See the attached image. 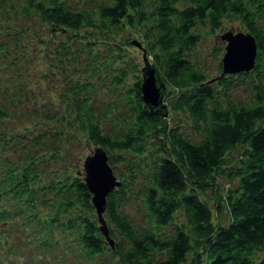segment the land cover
Instances as JSON below:
<instances>
[{
    "label": "trees",
    "instance_id": "trees-1",
    "mask_svg": "<svg viewBox=\"0 0 264 264\" xmlns=\"http://www.w3.org/2000/svg\"><path fill=\"white\" fill-rule=\"evenodd\" d=\"M82 1L24 0L17 9L0 0V13L17 9L47 32L14 24L0 43L24 37L31 57L41 49L38 74L59 76L37 94L13 64L10 85L0 86V241L19 215L36 221L42 245L66 229L90 257L108 251L118 264H264V0ZM225 19L255 37L256 63L220 75V61L210 75L189 54L199 27L214 31ZM228 29L217 35L220 54ZM133 40L165 86L164 108L142 98ZM85 145L105 148L121 181L104 213L113 248L81 172Z\"/></svg>",
    "mask_w": 264,
    "mask_h": 264
},
{
    "label": "rangeland",
    "instance_id": "rangeland-1",
    "mask_svg": "<svg viewBox=\"0 0 264 264\" xmlns=\"http://www.w3.org/2000/svg\"><path fill=\"white\" fill-rule=\"evenodd\" d=\"M5 1L8 3L13 2L17 9L19 7L18 3L24 2V0ZM68 2L78 7L84 4L82 0H68ZM17 9L14 10L10 8L9 12H5L3 8L1 9L0 17L2 22H0V30L9 29L14 24H16V26H22L23 23H26L30 24L32 28L40 29V35L47 33L42 29V26H40L36 18L31 20L22 15L20 16V14H17ZM231 26H233L235 30L244 29L239 20L231 21L230 19H225L224 24L214 31L208 26L199 27L202 35L201 40L197 47L189 54V57L194 63L200 64L203 70L210 75L218 73L219 62L224 53V48L221 54L218 53L219 50L217 51V49H219V43H221L219 39L217 40V35ZM129 31L127 34H129L131 38L141 39L135 31H132V33H129ZM11 32H14V30H11ZM0 45H2L4 52L0 56V64H2L0 70L1 90H4V87L10 85L8 78L9 75L13 73V64H16L15 70H17V75L18 77H22V81L25 82L28 89L32 86L35 88L37 94L46 92L50 90V88L54 89L51 86L58 83L56 81L57 77H59L57 74L52 79H47L50 86L47 80L39 75H43L42 68H46L41 49L38 48L39 45L36 46V49H39L38 53L32 54L34 57L29 55L33 46H30L24 37L14 40L10 36H7ZM47 46L53 47L54 45L47 44ZM140 50L141 49L134 44L133 47H129L128 49L129 53L135 56L134 59L137 60L139 69L143 66V61L140 58ZM26 56H29L30 59L25 60ZM133 71L131 69L129 70L128 82H133L135 79ZM34 72L39 74H34ZM237 81L239 82L240 80ZM16 82H19V79H17ZM244 94H246L244 91H236L234 96H242ZM78 149L80 153L85 156L92 150V146L85 145ZM84 156L81 161L82 170ZM82 170L81 172H83ZM15 218H17V220H11L5 224V229L8 231L7 242L4 240L0 241V248L3 250V254H5L6 264H118L117 258L109 254L108 251L90 257L81 249L75 236H72L66 229H55L49 245H42L34 238L36 229L38 228L36 221L27 222L26 218L19 215ZM222 220L225 223L228 221L225 212L222 214ZM9 247L12 248V250H10Z\"/></svg>",
    "mask_w": 264,
    "mask_h": 264
},
{
    "label": "water",
    "instance_id": "water-1",
    "mask_svg": "<svg viewBox=\"0 0 264 264\" xmlns=\"http://www.w3.org/2000/svg\"><path fill=\"white\" fill-rule=\"evenodd\" d=\"M224 40V53L221 58L222 72L220 75L248 72L254 68L257 57V43L255 37L245 29L231 28L221 35ZM138 47H142L137 40L132 41ZM141 92L142 98L151 108L162 107L165 86L161 81L158 71L143 52ZM83 179L92 195V204L96 210L99 229L106 241L113 248L114 240L109 234V228L105 219V210L108 194L121 181L115 174L109 163V156L102 146H93L83 159Z\"/></svg>",
    "mask_w": 264,
    "mask_h": 264
}]
</instances>
